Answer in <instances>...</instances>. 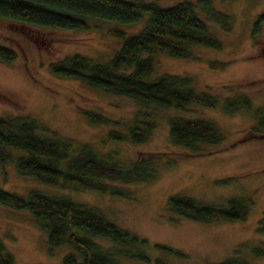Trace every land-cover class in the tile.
Listing matches in <instances>:
<instances>
[{
	"label": "rangeland",
	"instance_id": "rangeland-1",
	"mask_svg": "<svg viewBox=\"0 0 264 264\" xmlns=\"http://www.w3.org/2000/svg\"><path fill=\"white\" fill-rule=\"evenodd\" d=\"M160 7L181 0H143ZM206 23L208 33L221 42L218 49L193 45L192 57L173 58L164 52L151 55L153 69L148 79L163 73L190 76L194 86L208 88L218 96L214 108L189 106L186 110L140 104L124 95L104 92L72 78L49 71V62L81 54L105 62L120 45L112 31L129 35L143 26V20L115 23L89 19L82 29H54L21 25L0 17V45L13 49L15 58L0 62V117L30 118L74 144H87L100 154L115 151L119 160L129 162L139 154H160L157 179L148 183H129V198L108 193L45 186L34 177L16 171L11 160L0 161V188L25 196L32 189L65 194L77 202L97 207L104 216L138 236L146 238L150 261L123 264H213L227 257L248 264H264V233L256 224L264 210V126L254 107L264 110V61L251 60L264 46V0H204L213 13L225 18L224 27L201 9L202 0H189ZM221 62L212 66L209 62ZM235 94L249 98L251 110L223 111L225 97ZM118 121L125 129L135 117L148 113L154 121L149 137L142 143L113 142L106 133L115 126L90 122L85 113ZM203 119L222 134V141L205 154H188L168 140L170 116ZM260 124V122H259ZM258 131H253L252 129ZM48 132V133H49ZM210 152V153H209ZM11 157L18 151H11ZM168 155V156H166ZM171 159V164H164ZM191 197L208 204H223L231 196L250 198L244 220L203 223L173 214L166 207L170 194ZM164 243L187 254L185 260L153 249ZM0 243L13 264H62L70 251L66 245L52 247L44 231L27 210L0 204Z\"/></svg>",
	"mask_w": 264,
	"mask_h": 264
},
{
	"label": "trees",
	"instance_id": "trees-1",
	"mask_svg": "<svg viewBox=\"0 0 264 264\" xmlns=\"http://www.w3.org/2000/svg\"><path fill=\"white\" fill-rule=\"evenodd\" d=\"M207 15L222 24L225 18L213 13L206 1L200 2ZM0 17L27 26L54 29H82L89 19L115 23L143 20V26L126 35L112 33L120 45L105 62H96L81 54H72L49 62V71L57 76L76 79L89 87L115 95H124L140 104L186 110L189 106L214 108L218 96L208 88L197 90L190 76L163 73L148 79L153 69L151 55L164 52L173 58L192 57L191 46L218 49L221 42L208 33L204 20L189 0L160 7L143 0H0ZM264 19V15L261 16ZM16 52L0 45V62H10ZM222 66L221 62H209ZM248 97L235 94L225 97L221 107L232 113L251 110ZM264 126V110L254 107ZM92 123L111 124L106 138L113 142L142 143L148 139L154 121L148 113L135 117L125 129L118 121L99 114L85 113ZM168 140L188 154L202 155L218 145L223 134L211 123L195 117L170 116ZM30 118L0 117V161L11 160L16 171L34 177L45 186H61L77 190L108 193L129 198L131 192L121 184L148 183L157 179L160 154H139L127 163L119 160L115 151L100 154L87 144L76 145ZM253 131H258L255 128ZM49 132V133H48ZM264 135L263 132H260ZM19 154L11 157V151ZM210 153V152H209ZM168 156V155H166ZM166 160L164 164H171ZM0 204L27 210L46 235L48 251L66 245L70 249L61 257L62 264H123L126 261H150L146 238L122 229L109 221L95 206L74 201L65 194H53L32 189L25 196L0 188ZM250 198L231 196L223 204H208L177 193L166 198V207L173 214L197 221L213 222L244 220L250 209ZM256 230L264 233V210ZM155 250L185 260L187 254L164 243L150 245ZM156 264L163 262L155 258ZM0 264H13L0 243ZM213 264H248L227 257Z\"/></svg>",
	"mask_w": 264,
	"mask_h": 264
},
{
	"label": "flooded vegetation",
	"instance_id": "flooded-vegetation-1",
	"mask_svg": "<svg viewBox=\"0 0 264 264\" xmlns=\"http://www.w3.org/2000/svg\"><path fill=\"white\" fill-rule=\"evenodd\" d=\"M258 49H260L261 51H260V53H257L255 56H252L251 58H253V57H256V56H258V57H256V58H253V59H251V60H258L259 59V61H264V46H262V47H258V48H256V50H258Z\"/></svg>",
	"mask_w": 264,
	"mask_h": 264
}]
</instances>
